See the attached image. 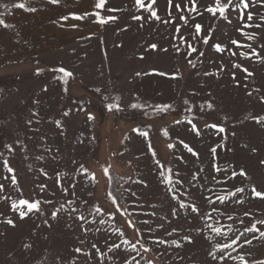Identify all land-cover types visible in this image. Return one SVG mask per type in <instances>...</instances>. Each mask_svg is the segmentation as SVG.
I'll list each match as a JSON object with an SVG mask.
<instances>
[{
  "label": "rangeland",
  "instance_id": "obj_1",
  "mask_svg": "<svg viewBox=\"0 0 264 264\" xmlns=\"http://www.w3.org/2000/svg\"><path fill=\"white\" fill-rule=\"evenodd\" d=\"M21 2L36 11L12 7ZM96 2L60 0L53 5L49 0H0V20L9 25H0V183L4 185L0 221L15 223L13 227L0 222V264H124L133 256L139 264L264 261L260 236L264 224H256L260 232L245 233L233 249H226L223 260L214 261L208 254L215 251L219 257L217 245L264 220V198L251 191L255 187L264 192V122L253 119L264 116V48L260 47L264 22L258 18L264 15V3L251 0L248 9L241 4L239 14L230 10L229 23L203 11L212 0H197L203 15L183 13L189 17L185 25L175 8L177 2L183 8L184 0H172L171 6L168 0H156L153 8L160 20L150 18L135 0H108L103 10L94 9ZM149 2L144 0L145 5ZM93 11L116 19L100 24L99 17L91 15L83 21L71 18ZM248 12L253 13L249 22L253 27L244 32L255 35L254 40L237 30ZM66 15L67 21L62 19ZM197 23L201 31L194 39ZM258 23L260 28L254 26ZM205 34L211 37L206 45ZM216 43L222 52L214 49ZM153 44L155 49L150 47ZM188 44L197 49L190 57ZM252 48L260 58L252 55ZM61 67L73 73L67 83L61 79L63 73L53 71ZM245 68L253 75L247 76ZM133 103L143 107L133 109ZM109 104L119 105V110L109 111ZM165 105L171 108L162 111ZM188 121L196 125L198 135ZM211 124L224 127L225 132L207 127ZM185 144L198 156L188 152ZM213 147L215 155L210 152ZM156 160L164 168L158 169ZM167 168L173 170L168 174L173 182L175 173H180L182 185L164 182L159 172ZM240 170L246 176L239 175ZM113 176L118 194L111 191ZM236 188L244 192L233 197L230 193ZM109 193L122 213L113 214ZM220 196L225 197L223 203L217 199ZM20 199L53 203L41 204L43 214L33 211L20 219L19 209H12ZM181 201L196 204L199 216L190 208H180ZM72 208L77 211L71 212ZM97 208L101 211L89 215ZM55 209L60 211L53 220ZM81 215L87 220H78ZM128 221L140 229L139 234ZM205 224L221 227L227 237L210 232ZM138 237L150 251L131 250ZM114 243L120 248L109 250Z\"/></svg>",
  "mask_w": 264,
  "mask_h": 264
},
{
  "label": "snow or ice",
  "instance_id": "obj_2",
  "mask_svg": "<svg viewBox=\"0 0 264 264\" xmlns=\"http://www.w3.org/2000/svg\"><path fill=\"white\" fill-rule=\"evenodd\" d=\"M107 2H108V0H97V2L94 4V9H100V10L105 9V6H106ZM250 2H251V0H212V2L209 5L204 7L203 11L209 13L213 17H218V18L223 19V20H225V21L230 23L231 21L229 20V15H228L229 11L230 10L231 11H235V12H237V14H239L238 10L240 9V5L243 4V8L244 9H248ZM49 3H51L53 5H58L60 3V0H49ZM135 3H136V5L139 6L140 9H144L145 11L149 12L150 13V18H155L156 20H160L161 19L160 16H157L156 10L153 8V5L156 4V0H150V2L147 5H145L144 0H135ZM261 3H264V0H261ZM168 4H169V6H171L172 0H168ZM189 5H191V7H189ZM3 6L7 7V5H3ZM12 7L13 8H19V9H24V10H26L28 12H35L36 11L35 8L26 7V4L24 2L14 3L12 5ZM175 8H176L178 13H181L180 16H179V19L181 21H183L185 25L189 22V17L184 15L183 13H185V12H187V13L195 12L198 15H203V12H200L199 8L197 7V0H184V7L183 8H181L180 3L177 2L175 4ZM108 11H116V9H111L110 8V9H108ZM90 15L91 16H95V17H99L98 22L100 24L107 23L108 20L116 19V17H108V18L102 17L100 12H97V11H93L91 13L90 12H85L82 15L72 14L71 18L75 19L77 21H83ZM168 15L171 16V12L170 11L168 12ZM69 18L70 17L67 16V15L62 17V19L65 20V21L69 20ZM258 18H259V20L261 22H264V15H261ZM133 19H138L139 20V19H143V17L142 16H135V17H133ZM241 19H243V17H241ZM252 20H253V13L252 12H248L243 27L237 29L242 35L247 36V39H249V40L256 39L255 35H247V33L244 32V28L253 27V25L249 23ZM163 22L164 23H168L169 21L165 20ZM0 25H3L6 28L9 27V25L5 24L4 20H0ZM254 26L256 28H260L261 24L258 23V24H255ZM71 27H77V25H71ZM194 29H195V36L193 38L195 39L200 34L201 25L198 24V23L195 24L194 25ZM175 31L179 32V28H177ZM209 31H212V29H209ZM180 39L182 41H184L185 38L184 37H180ZM209 39H211L210 35L205 34V36L202 39V43L205 44V45L208 44ZM231 43L234 44V45H238V41H236V40L231 41ZM150 47L152 49H155L157 47V45L153 44V45H150ZM213 47H214V49L217 52H222L224 50L219 43L214 44ZM247 47L251 48V45H247ZM260 47L264 48V45H260ZM175 48H176V51L178 52L179 51V46L177 45V46H175ZM193 53H197V49L195 47H193L192 44H188V50L186 51V56L190 57V56H192ZM235 54L236 53H233V55H235ZM198 55L202 57L204 55V53L203 52H199ZM252 55H255L258 58H260L259 57V53L257 52V50L255 48H252ZM188 63L190 65H192V67H195V64L192 63L191 59L188 60ZM234 67H240V65H234ZM40 71L41 70L38 69L37 70V74H39ZM53 71H58L60 73H63V77H61V79H64L65 83H67V79L66 78L73 76L72 72L64 69L63 67L58 68V69H53ZM243 71L245 73H247V76L253 75L251 72H248V69H246V68L243 69ZM137 75H141V74L137 73ZM161 75H167V74L161 73ZM205 75H212V73H205ZM64 90L67 91L66 88ZM97 91H99V89H97ZM249 95H251V93H249ZM261 99L264 100V97H262ZM184 103L187 104L188 102L184 101ZM114 107L117 108V110H119V105H113V104L107 105V108H108L109 111H112V109ZM131 107L133 109H136V108H142L143 105H140V104H137V103H133V104H131ZM201 107H203V106H201ZM208 107L210 109L212 108L211 103L208 104ZM169 108H171V105H165V106H163V108L161 110L162 111H167ZM188 110L191 111V109H188ZM68 114H69L68 112L64 113L65 116H67ZM90 118H94V117H90ZM253 119H255L257 123L264 122V116L254 117ZM28 123L30 124L31 121H29ZM175 123L176 124H180L181 121L177 120ZM188 124L191 125L193 132H195L198 135L199 134V130L196 128V125L194 123H192V121H188ZM207 127L212 128V129H216L219 133H224L225 132V128L220 126V125H217V124L207 125ZM141 135L147 136L148 134L147 133H141ZM164 135L168 136L167 130L164 131ZM233 135H234V133H233ZM222 139H223V137H222ZM180 143L184 144L183 141H180ZM5 147L10 152L13 151L11 145H5ZM169 147L171 148V147H173V145L170 144ZM184 147H186L188 152L192 153V155L198 156V153H196L191 147H188V145L185 144ZM149 148H151L150 144H149ZM216 151H217L216 147H213V148L210 149V152L213 155L216 154ZM253 151H255V149ZM151 154L153 156L156 155L154 150L152 151ZM2 155H3V153H0V156H2ZM39 158L40 157H38V159ZM262 163H264V162H262ZM7 164H8L7 160L3 161V165H7ZM156 165H157L158 169L164 168V165L161 164L159 160H156ZM8 170H9V172H13V169L11 167H9ZM216 170L219 171L218 168ZM104 171L107 172L108 170L105 169ZM172 171H173L172 168H167L166 171H161V172H159V174L161 176H165V181L164 182L167 183V184L175 183L176 185H182L183 184V180L179 178L180 177V173L178 171L175 173L177 179L175 180V182H173L171 176L168 175L169 173H172ZM238 174L241 175V176H246V173L243 170H240V172ZM45 175H46V173H45ZM57 175H59V174H57ZM235 175H237V173L234 172L233 173V177ZM195 178L196 177L193 176V179H195ZM11 181L15 182L16 181V177L12 176L11 177ZM140 183H144V182L140 181ZM71 187L74 189L75 188V184H72ZM40 188L43 190L44 188H46V185H41ZM3 191H4V185L2 183H0V192H3ZM63 191L65 193H67L68 189L64 188ZM251 191H252V194H254V196L264 198V192L257 191L255 187H253ZM243 192H244L243 188H236L235 191L230 193V195L233 196V197H236L237 193H243ZM108 195H109V197L111 198V201H112V205H113V209H114V213L113 214L122 213V210L120 208V205H119L116 197L114 195H112L111 193H109ZM132 195L135 196L136 193L133 192ZM172 198L173 199H177V197L175 195H173ZM217 199L221 203H223L224 200H225V197L220 196V197H217ZM207 202L208 203H213L210 199H208ZM237 202L238 203H243V201L239 200V198H237ZM42 203L43 204H50V203H53V202L52 201H41L39 199L34 200L32 202H29V200H27V199H20L19 200V205H17L16 203H12V209L13 210H18L19 209V218L20 219H24L28 215V213H31L33 211L43 214L42 208H41V204ZM70 203H72V202H70ZM85 203H87V201H85ZM24 207L27 208V211L22 210ZM153 207H155V206H153ZM179 207L180 208H190V211L192 213H195L198 216L200 214V208L194 203L189 205V204H186L183 201H181L180 204H179ZM62 208H63V205H61V209ZM215 210L216 209L214 208L213 211H215ZM59 211H60V209H55L52 212L51 219L55 220L57 215H58V213H59ZM76 211L77 210L75 208L71 209V212H76ZM100 211H101V209L97 208L95 210V212H90L89 215L94 216L96 213H98ZM123 211H127V210L125 209ZM172 214L175 215V212L173 211ZM0 215H2V214H0ZM152 215H155V213H152ZM245 215H248V213H245ZM77 218L80 221H86L87 220V217H85L83 215L78 216ZM209 218H211V217H209ZM229 219H232V217L229 216ZM0 222H6L10 226H13V227L15 226V223H14V221L12 219H6L5 221H0ZM44 223L47 225L48 224V220L46 219L44 221ZM127 223L129 224L130 227L135 228L137 233L139 234L140 229L136 228L135 224H133L131 221H128ZM143 223L144 224H148L149 221L145 220V221H143ZM256 224H264V220H259V221H256L255 223H252L250 226L246 227L244 232L240 233L239 236H237L235 238H229V242L224 243L222 246L217 245V247H219L220 253H221V255L219 257L217 256L215 251H209V253H208L209 256H211L214 261H216L217 259L223 260L224 259L223 252L226 249H233L234 246L237 245L240 242V238L245 236V233L260 232V230L256 227ZM160 226L163 227V225H160ZM81 227H82V229L85 232L87 231V229L83 228V224H81ZM204 227L209 229L210 232H213V233H215L218 236L227 237V233L222 231V228L219 227V226H213L211 224H205ZM148 231H151V229H148ZM228 231L229 232L232 231L231 226L228 227ZM2 234L3 233H0V235H2ZM120 235L123 236V233L121 232ZM169 235H171V233H169ZM260 236L264 237V232H260ZM185 239H187V240H189V242H191L189 237H185ZM208 239L211 240L212 238L209 236ZM159 242L162 243L163 241H159ZM124 243L127 244V243H130V241L125 240ZM244 243L251 244L252 241L251 240H244ZM137 244L140 245L139 249L137 248ZM28 247H30V246H28ZM92 248L96 249L97 253H99L100 250H99V248H97V246L95 244L92 245ZM119 248H120V245L114 243V244H112L110 246L109 250L119 249ZM140 249H142L144 252L150 251L149 248L144 246V243L142 242L141 238L138 237L136 243H132L131 244V250L133 252H139ZM75 251L79 253V252H81V249L80 248H76ZM240 259L244 260V257H240ZM133 261H136V264H139V261L136 260L135 256H133L131 260H125L124 264H132ZM73 264H75V262H73ZM148 264H153V262L152 261H148ZM244 264H248V262L244 261ZM257 264H264V261H259V262H257Z\"/></svg>",
  "mask_w": 264,
  "mask_h": 264
},
{
  "label": "trees",
  "instance_id": "obj_3",
  "mask_svg": "<svg viewBox=\"0 0 264 264\" xmlns=\"http://www.w3.org/2000/svg\"><path fill=\"white\" fill-rule=\"evenodd\" d=\"M114 184H115V176H113V184H112L113 186H112L111 191H112L113 194H116L117 191L115 190L116 188H115ZM117 194H118V193H117ZM116 196H117V195H116Z\"/></svg>",
  "mask_w": 264,
  "mask_h": 264
},
{
  "label": "crops",
  "instance_id": "obj_4",
  "mask_svg": "<svg viewBox=\"0 0 264 264\" xmlns=\"http://www.w3.org/2000/svg\"><path fill=\"white\" fill-rule=\"evenodd\" d=\"M53 10H55V9H53Z\"/></svg>",
  "mask_w": 264,
  "mask_h": 264
}]
</instances>
